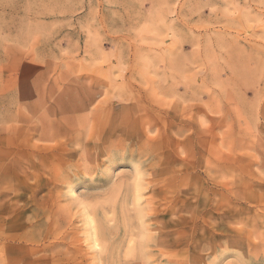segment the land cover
Instances as JSON below:
<instances>
[{
  "label": "rangeland",
  "instance_id": "obj_1",
  "mask_svg": "<svg viewBox=\"0 0 264 264\" xmlns=\"http://www.w3.org/2000/svg\"><path fill=\"white\" fill-rule=\"evenodd\" d=\"M0 264H264V0H0Z\"/></svg>",
  "mask_w": 264,
  "mask_h": 264
}]
</instances>
